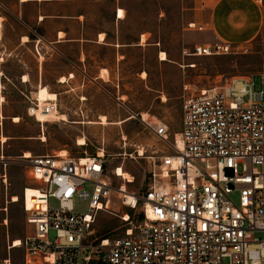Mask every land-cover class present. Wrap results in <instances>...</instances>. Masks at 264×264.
<instances>
[{"label": "built area", "instance_id": "built-area-1", "mask_svg": "<svg viewBox=\"0 0 264 264\" xmlns=\"http://www.w3.org/2000/svg\"><path fill=\"white\" fill-rule=\"evenodd\" d=\"M243 48L219 41L196 45L185 55H237ZM26 98L27 113L36 121L39 111L59 113L58 98L43 107ZM125 109L165 145L162 157L151 159L162 183L155 181L143 194L128 192L131 183L114 172L109 176L101 154L23 155L40 194L32 197V208L25 206L34 233L22 241L23 264H264V78H235L185 96L182 131L173 141L166 124ZM0 162L7 171L10 162ZM115 200L139 209L143 222L119 216L124 236L100 238L94 226L100 213L115 215Z\"/></svg>", "mask_w": 264, "mask_h": 264}, {"label": "rangeland", "instance_id": "rangeland-1", "mask_svg": "<svg viewBox=\"0 0 264 264\" xmlns=\"http://www.w3.org/2000/svg\"><path fill=\"white\" fill-rule=\"evenodd\" d=\"M18 2L19 0H0V5L4 6L0 9V22L4 25L6 41L12 48V57L0 68L3 77L1 91L4 96L0 105L4 134L2 138H9L5 145V156L10 161L9 196L17 195L20 199L19 203L14 204L10 201L6 215L7 227H0V264H4L6 260L10 264H23L24 248L8 251L7 247L15 240L23 241L34 233V226L28 224L24 210L23 192L32 188L33 181L27 173L28 163L21 159L23 155L28 152L32 156L53 155L66 151L73 158H85L102 154L106 157L109 176H113L115 168L123 167L134 178V183L127 186L128 192L143 194L155 181L157 184L162 183V179L153 175L151 159L162 157L161 152L166 147L149 135L138 120H133L134 115L130 119V114L125 108L133 114L143 115L147 119L156 118L166 124L169 127L170 140L173 141L182 131L185 96L197 94L201 89L215 85H225L235 78H264V41L258 40L252 47L244 46L243 52L237 55L187 56L185 54H190L196 45H202V40L207 37L198 27L190 28L192 1L133 0L129 1L127 6L130 21L125 28L124 38L128 43H133L137 41L140 31L151 33L149 40L155 42L157 47L152 51L137 49L129 52L124 70L125 78L121 84L125 97L113 100L94 86L86 85L83 94L78 98L73 93H66L57 85L58 77L64 69L61 60L51 59L45 65L42 80L40 69L38 71L36 59L32 54L33 51L37 54L33 50L35 44H30V51L23 47L17 48L19 36L26 28L9 14L6 7L17 5ZM33 39L32 37V41ZM145 43L144 41V45ZM157 51L160 55L161 52L166 53L168 61H156ZM140 70L147 72L149 77L146 82L139 81L136 76ZM24 75L29 77V83L25 85L21 81ZM41 85L47 87L51 93L59 95V113L56 116L67 114V123L51 117L48 123L43 125L35 118L29 117V103L26 97L32 96L35 100L32 94ZM185 86L190 87L191 93L184 92ZM102 113L110 114L106 127L80 125L81 122H99ZM125 118L131 121L117 124ZM42 136L46 137V142L40 140ZM123 137L126 145L123 143ZM80 138L86 139V147H78ZM140 150L144 153L141 158L136 153ZM120 155H132L133 158L123 161ZM157 162L159 165L160 161ZM156 171L160 172L158 169ZM114 180L116 184L121 182V179ZM233 198L238 201L239 194H234ZM76 206L85 208V204ZM112 211L115 215L102 212L98 216L94 229L100 238L116 240L124 236L119 216L129 214L132 221L143 222L139 209L131 211L123 207L118 200L114 201ZM4 217L5 214L0 212V226L4 224ZM6 231L9 232V239ZM54 237L55 234L52 233V238Z\"/></svg>", "mask_w": 264, "mask_h": 264}, {"label": "crops", "instance_id": "crops-1", "mask_svg": "<svg viewBox=\"0 0 264 264\" xmlns=\"http://www.w3.org/2000/svg\"><path fill=\"white\" fill-rule=\"evenodd\" d=\"M129 1L133 0H28L27 2L19 0L17 5L7 6L6 10L26 28L19 36L17 48L23 47L30 51V44L32 42L35 44L33 50L37 54L34 51L32 54L36 59L38 71L40 69L42 80L45 74V65L51 59L56 58L64 63V69L58 77L57 85L66 93H73L79 98L83 94V88L87 85V87L94 86L113 100H120L125 97L122 93L121 84L125 78L124 70L127 66L129 52L137 49L139 51H152L157 47L155 42L149 40L151 33L140 31L137 35V41L133 43H128L124 38L125 28L130 21L127 11ZM191 1V24H195L207 36L204 41L202 40V45L220 41L252 47L258 40L264 41V0ZM3 7L0 5V9ZM120 11L124 12L123 18H120ZM0 25L1 68L12 57V48L6 41L3 23L0 22ZM32 37L34 41H32ZM144 41L146 42L145 45ZM155 59L156 61L160 59L158 51ZM144 73H146V78H142ZM136 76L141 82H146L149 77L147 72L143 70H140ZM25 77L28 76L24 75L21 78L24 85L26 84L24 82ZM2 83L3 77L0 70V100H4L1 91ZM102 114L99 122H89H93V125L106 127L101 123V118L105 117L109 124L110 114ZM63 115L67 116V114ZM1 117L2 111H0V159L4 157L8 160V157L5 156L7 142H3L4 146L1 144L4 135ZM130 119L125 118L123 122L131 121ZM116 123L114 122V124ZM80 125L92 124L81 122ZM87 145H78V147H86ZM0 167L2 170V174H0L2 193L0 212L5 214L4 224L0 227H5V225L7 227L8 205L10 201L13 203L12 197L18 196H9L11 185L8 171L10 166L6 171L0 162ZM4 174L7 175L6 183L3 179ZM6 233L9 239V232L6 231ZM12 245H8V251L15 249ZM10 247H12L11 250H9ZM5 263H8V260Z\"/></svg>", "mask_w": 264, "mask_h": 264}, {"label": "bare ground", "instance_id": "bare-ground-1", "mask_svg": "<svg viewBox=\"0 0 264 264\" xmlns=\"http://www.w3.org/2000/svg\"><path fill=\"white\" fill-rule=\"evenodd\" d=\"M21 1L22 2H27L28 0H21ZM119 15H120V18H123L124 17V12L123 11H120ZM0 39H1V25H0ZM160 60L162 62L168 61L167 54L164 53V52H161ZM143 78H146V73L143 74ZM24 82L28 83L29 82V78L28 77H25L24 78ZM32 95L35 96V100H37L41 104V107H43L46 104L47 101L54 100V99L58 98V96L56 94L51 93L47 87L42 86V85ZM51 117H53V118L56 117L57 120H59L61 122H64V123H67L68 122L67 116L66 115H63V114H61V115H59L57 117L56 115H48V114L44 113L43 111L37 112V118H38V121L37 122L38 123H44V124H46V123H48V120ZM145 119H147V118H145ZM15 121L18 122V119H16ZM101 123L104 126H107L108 125V122L106 121V118L105 117H102L101 118ZM123 123L124 122H119L117 124H123ZM84 124H86V123H84ZM88 124H92L93 125L94 123L93 122H88ZM7 140L8 139L6 137H3L2 138V142H4V143H6ZM40 140H42L43 142H46V137L45 136H42V138ZM86 144H87V142H86V139L85 138H80L79 139V141H78V145L79 146H85ZM66 153H67L66 151H62L61 152L62 155L66 154ZM140 153H141V155H144L143 150H140ZM25 155H26V158L32 157V155L29 152L26 153ZM102 156H104V155H102ZM114 174L117 175L118 177H121V178L125 179L127 183H134V178L129 173H127L124 170L123 167H117V168H115ZM26 190L23 192V195H24V205L25 206L27 205L28 208H32V202H33L32 197L40 196V194L36 190H34L33 188H27ZM126 190H127V188H126ZM25 194H26V199H25ZM37 200L38 199H35L34 201H37ZM129 201L132 202L134 200L130 197L129 198ZM12 202L13 203L19 202L18 197H13L12 198ZM13 243H14V248L15 249H18V248H21L22 247V241L19 240V239L15 240Z\"/></svg>", "mask_w": 264, "mask_h": 264}]
</instances>
